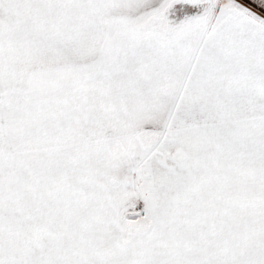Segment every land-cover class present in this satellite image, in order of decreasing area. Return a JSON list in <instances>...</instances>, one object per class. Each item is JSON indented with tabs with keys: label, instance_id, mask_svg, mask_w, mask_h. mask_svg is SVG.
Here are the masks:
<instances>
[{
	"label": "snow or ice",
	"instance_id": "6c2138e0",
	"mask_svg": "<svg viewBox=\"0 0 264 264\" xmlns=\"http://www.w3.org/2000/svg\"><path fill=\"white\" fill-rule=\"evenodd\" d=\"M0 264H264V0H0Z\"/></svg>",
	"mask_w": 264,
	"mask_h": 264
}]
</instances>
